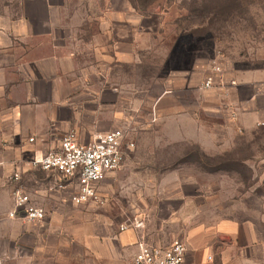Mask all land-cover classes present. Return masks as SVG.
I'll use <instances>...</instances> for the list:
<instances>
[{
  "label": "crops",
  "instance_id": "obj_1",
  "mask_svg": "<svg viewBox=\"0 0 264 264\" xmlns=\"http://www.w3.org/2000/svg\"><path fill=\"white\" fill-rule=\"evenodd\" d=\"M248 2L264 7V0ZM135 12L130 0H0V196L11 191L8 177L19 170L32 201L46 211L42 221L0 239V264H132L141 231L108 225L91 210L97 201L72 203L69 190H55L57 175L32 160L59 150L70 130L88 142L134 123L138 99L126 93L116 70L135 64L147 49L140 39L155 33L144 22L148 16ZM209 75L210 88L234 95L229 103L241 126L264 118L260 74L211 68ZM167 84L170 94L175 83ZM130 139L134 147L122 167L138 148ZM181 239L187 264H264V221L223 218L195 225Z\"/></svg>",
  "mask_w": 264,
  "mask_h": 264
},
{
  "label": "rangeland",
  "instance_id": "obj_2",
  "mask_svg": "<svg viewBox=\"0 0 264 264\" xmlns=\"http://www.w3.org/2000/svg\"><path fill=\"white\" fill-rule=\"evenodd\" d=\"M130 2L155 31L140 39L147 49L137 62L116 70L138 99L125 129L138 148L102 183L103 200L93 202L92 212L108 225H139V241L155 244L223 218L262 223L264 126H241L229 103L234 95L199 82L215 62L236 76L264 78V7L248 0ZM169 79L175 86L165 94ZM13 186L0 196V239L13 237L18 225H34L9 216Z\"/></svg>",
  "mask_w": 264,
  "mask_h": 264
},
{
  "label": "built area",
  "instance_id": "obj_3",
  "mask_svg": "<svg viewBox=\"0 0 264 264\" xmlns=\"http://www.w3.org/2000/svg\"><path fill=\"white\" fill-rule=\"evenodd\" d=\"M213 71H220L215 62ZM213 77H206L203 86L210 88ZM264 126V118L257 122ZM33 138H30L32 141ZM134 147L124 128H113L98 133L88 142L78 140L76 131L66 132L60 141L59 150L43 153L32 160L34 167L53 172L57 175L55 190H69L70 200L74 204L88 201L100 202L103 194L101 184L124 164L128 150ZM13 186L14 207L9 216L27 222L42 221L46 217L44 207L35 204L29 193L23 188L22 173L15 170L9 177ZM138 227L139 225H135ZM122 230L129 229V224H122ZM132 264H187V247L182 239H175L168 245H159L141 240L137 243Z\"/></svg>",
  "mask_w": 264,
  "mask_h": 264
}]
</instances>
